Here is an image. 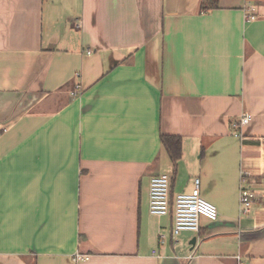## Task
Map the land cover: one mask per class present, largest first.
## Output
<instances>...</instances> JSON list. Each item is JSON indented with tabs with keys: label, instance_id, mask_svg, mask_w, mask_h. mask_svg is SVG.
Segmentation results:
<instances>
[{
	"label": "crops",
	"instance_id": "1",
	"mask_svg": "<svg viewBox=\"0 0 264 264\" xmlns=\"http://www.w3.org/2000/svg\"><path fill=\"white\" fill-rule=\"evenodd\" d=\"M202 2L0 0V264H264V0ZM163 173L218 220L173 236Z\"/></svg>",
	"mask_w": 264,
	"mask_h": 264
},
{
	"label": "built area",
	"instance_id": "2",
	"mask_svg": "<svg viewBox=\"0 0 264 264\" xmlns=\"http://www.w3.org/2000/svg\"><path fill=\"white\" fill-rule=\"evenodd\" d=\"M253 13L247 15V21L255 20L257 18L255 9L252 8ZM75 26L81 27V21L76 20ZM77 92L80 90V85H77ZM73 92V95L76 94ZM251 121L250 114H243L233 123L234 128L238 131L249 125ZM237 136H242L237 134ZM255 193L246 187L240 189V203L242 212L247 213L251 210ZM171 177L168 174H159L154 176L150 181L149 191V212L151 215L158 218L168 216L171 213ZM174 224L172 229L173 236H178L182 232L200 233L202 227V220L206 219L211 222L217 221L219 213L217 207L206 200L200 189V179H195L193 189L190 192H181L174 198L173 203ZM166 235L160 233V245L165 243ZM194 254L189 256L192 259ZM89 255H81L79 253L74 255L76 262L80 260H89ZM239 259V257H238Z\"/></svg>",
	"mask_w": 264,
	"mask_h": 264
},
{
	"label": "trees",
	"instance_id": "3",
	"mask_svg": "<svg viewBox=\"0 0 264 264\" xmlns=\"http://www.w3.org/2000/svg\"><path fill=\"white\" fill-rule=\"evenodd\" d=\"M219 7V0H203L201 9L204 12H209L211 10L217 9ZM161 143L169 155L174 171L176 172L177 165L182 157V139L179 136L173 135H162ZM174 196L171 189V207L173 208Z\"/></svg>",
	"mask_w": 264,
	"mask_h": 264
},
{
	"label": "water",
	"instance_id": "4",
	"mask_svg": "<svg viewBox=\"0 0 264 264\" xmlns=\"http://www.w3.org/2000/svg\"><path fill=\"white\" fill-rule=\"evenodd\" d=\"M196 241H197V238H194V240H193V244H195V243H196Z\"/></svg>",
	"mask_w": 264,
	"mask_h": 264
}]
</instances>
